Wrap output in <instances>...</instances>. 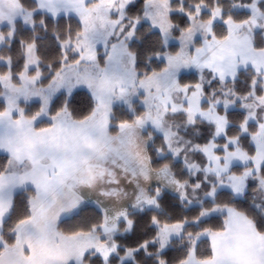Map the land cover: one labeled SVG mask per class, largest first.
<instances>
[{"label":"snow or ice","instance_id":"6c2138e0","mask_svg":"<svg viewBox=\"0 0 264 264\" xmlns=\"http://www.w3.org/2000/svg\"><path fill=\"white\" fill-rule=\"evenodd\" d=\"M0 264H264V0H0Z\"/></svg>","mask_w":264,"mask_h":264},{"label":"trees","instance_id":"16d2710c","mask_svg":"<svg viewBox=\"0 0 264 264\" xmlns=\"http://www.w3.org/2000/svg\"><path fill=\"white\" fill-rule=\"evenodd\" d=\"M189 79L191 78V76L188 77ZM135 240V237H129V239L127 240L128 243H133Z\"/></svg>","mask_w":264,"mask_h":264}]
</instances>
